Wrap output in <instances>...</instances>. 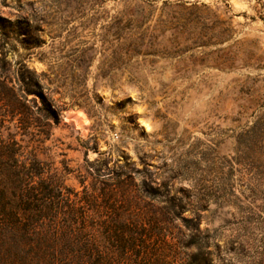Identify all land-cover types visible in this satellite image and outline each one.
Returning a JSON list of instances; mask_svg holds the SVG:
<instances>
[{
    "label": "rangeland",
    "instance_id": "374dc122",
    "mask_svg": "<svg viewBox=\"0 0 264 264\" xmlns=\"http://www.w3.org/2000/svg\"><path fill=\"white\" fill-rule=\"evenodd\" d=\"M0 17L24 160L76 191L120 175L166 220L169 264L193 241L212 264H264V0H0Z\"/></svg>",
    "mask_w": 264,
    "mask_h": 264
},
{
    "label": "trees",
    "instance_id": "16d2710c",
    "mask_svg": "<svg viewBox=\"0 0 264 264\" xmlns=\"http://www.w3.org/2000/svg\"><path fill=\"white\" fill-rule=\"evenodd\" d=\"M0 22L4 27L11 24L3 17ZM9 70L1 55L0 264H169L166 248L172 244L162 235L166 220L154 207L142 208L138 196L126 194L129 184L120 175L100 189L76 191L45 178L39 161L23 159L12 130L29 125L27 107L8 79ZM21 81L27 94L44 100L41 110L47 117L59 122L57 111L41 96L38 81ZM19 115L21 126L14 125ZM143 189L141 197H153L151 190ZM165 211L167 217L178 215L175 206ZM184 221L192 234L199 231L193 220ZM181 248L177 264H212L208 253H196L201 246L194 241Z\"/></svg>",
    "mask_w": 264,
    "mask_h": 264
},
{
    "label": "bare ground",
    "instance_id": "6f19581e",
    "mask_svg": "<svg viewBox=\"0 0 264 264\" xmlns=\"http://www.w3.org/2000/svg\"><path fill=\"white\" fill-rule=\"evenodd\" d=\"M75 116L78 120L80 127L85 128V124L87 123V121H86V118L84 117V115L76 114Z\"/></svg>",
    "mask_w": 264,
    "mask_h": 264
},
{
    "label": "water",
    "instance_id": "95a60500",
    "mask_svg": "<svg viewBox=\"0 0 264 264\" xmlns=\"http://www.w3.org/2000/svg\"><path fill=\"white\" fill-rule=\"evenodd\" d=\"M67 115H69V113L67 114ZM70 117H73L72 115H69Z\"/></svg>",
    "mask_w": 264,
    "mask_h": 264
}]
</instances>
